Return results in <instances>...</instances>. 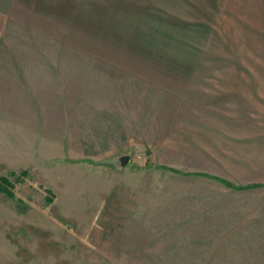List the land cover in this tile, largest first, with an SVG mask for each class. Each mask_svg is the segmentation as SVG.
Listing matches in <instances>:
<instances>
[{
  "label": "rangeland",
  "instance_id": "rangeland-1",
  "mask_svg": "<svg viewBox=\"0 0 264 264\" xmlns=\"http://www.w3.org/2000/svg\"><path fill=\"white\" fill-rule=\"evenodd\" d=\"M0 1V264H264V0Z\"/></svg>",
  "mask_w": 264,
  "mask_h": 264
},
{
  "label": "crops",
  "instance_id": "crops-1",
  "mask_svg": "<svg viewBox=\"0 0 264 264\" xmlns=\"http://www.w3.org/2000/svg\"><path fill=\"white\" fill-rule=\"evenodd\" d=\"M7 17H8V11L6 9V2L0 1V41L4 33V30L6 29L5 27L7 25Z\"/></svg>",
  "mask_w": 264,
  "mask_h": 264
},
{
  "label": "trees",
  "instance_id": "trees-1",
  "mask_svg": "<svg viewBox=\"0 0 264 264\" xmlns=\"http://www.w3.org/2000/svg\"><path fill=\"white\" fill-rule=\"evenodd\" d=\"M9 183L11 182L7 177L1 176L0 177V191L7 193V195L9 196H13L12 188Z\"/></svg>",
  "mask_w": 264,
  "mask_h": 264
}]
</instances>
